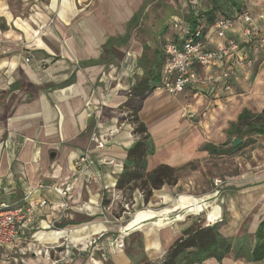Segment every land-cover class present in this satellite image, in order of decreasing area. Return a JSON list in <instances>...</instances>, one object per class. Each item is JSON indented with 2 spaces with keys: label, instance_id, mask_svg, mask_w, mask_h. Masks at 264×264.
Wrapping results in <instances>:
<instances>
[{
  "label": "crops",
  "instance_id": "1",
  "mask_svg": "<svg viewBox=\"0 0 264 264\" xmlns=\"http://www.w3.org/2000/svg\"><path fill=\"white\" fill-rule=\"evenodd\" d=\"M205 1L0 0V204L47 201L32 223L19 230L14 245L0 248V264H133L127 255L110 251L99 241L110 239L105 237L109 232H132L152 220L154 226L164 228L170 221L167 215L176 209L189 212L201 207L202 201L182 197L159 214L138 212L133 222L120 228L96 217L101 192L115 190L127 150L136 141L133 126L123 121L129 90L150 69L159 79L163 65L159 46L176 42L171 21L180 18L189 23L197 12L210 9V4L202 8ZM243 4L255 18L264 13V0H243ZM242 27L237 23L226 39L241 40ZM262 35L259 30L257 36ZM204 42L207 50L217 43L210 26ZM251 56L252 67L231 77L230 93L187 89L170 97L154 91L144 99L138 116L155 148L147 157V172L159 165L191 168L197 143L205 135L226 131L244 109L252 113L264 109V46L251 51ZM193 70L217 79L220 73L218 67ZM186 109L194 113L193 119L182 117ZM197 115L204 119L198 122L203 137L191 123ZM98 142H103L102 149ZM209 144L201 142V151L206 152L203 148ZM83 155L91 167L76 173L73 162ZM38 185L70 187L65 215L52 192L38 191L25 200ZM261 193L264 199V189ZM227 208L236 213L232 204ZM263 219L251 232L253 239ZM97 223L106 230L94 234V227L80 228L75 232L77 240L53 236L57 230L70 233ZM221 234L235 239L236 245L249 238V234L236 233L237 238ZM99 235V243L92 246L90 240ZM76 244L78 249L72 247ZM65 246L70 248L68 254ZM50 247L54 249L44 254ZM201 264H264V259L247 263L231 253L221 262L209 259Z\"/></svg>",
  "mask_w": 264,
  "mask_h": 264
},
{
  "label": "rangeland",
  "instance_id": "2",
  "mask_svg": "<svg viewBox=\"0 0 264 264\" xmlns=\"http://www.w3.org/2000/svg\"><path fill=\"white\" fill-rule=\"evenodd\" d=\"M209 3V0L203 2L202 8L204 5L209 6ZM168 20H165V26L168 25ZM156 42L158 45L161 44L160 39ZM161 46L162 44L159 47ZM203 120L201 115H197L196 120L191 121L202 137V127L198 126V122L203 123ZM155 126L158 132L159 127ZM155 126L153 125L154 130ZM205 136L197 144L201 145L203 141L208 142L219 148L222 154L210 155L202 152L199 145L191 168L179 171L176 186H164L160 190L153 191L147 203L143 202V196L139 194V190L116 191L113 189V192L108 193L107 189H104L100 195L99 213L96 217L100 216L97 221L105 224L112 222L120 228L126 223L133 222L138 212L150 211L159 214L161 211L172 208V204L182 197L202 201L201 207L189 212L176 209L167 215L170 221L164 228H157L151 223L154 221L152 220L132 232H109L105 237L109 236L110 239H101L100 245L109 248L110 251L113 249L116 252L121 251L133 264L147 262L160 264L170 245L186 227L193 223L211 226L209 223L219 220L214 224L218 231L233 238H237L236 233L249 234L247 247H252L254 239L251 232L264 217V199L261 193L264 189V138L250 137L241 147L232 150L237 146H232L233 142L226 135L225 130L221 133L212 130ZM103 202L107 204L104 205ZM231 204L236 213H231L227 208V206L231 207ZM90 227L96 229L94 234L106 230L101 223L90 224L89 227L82 226L70 233L65 231L62 237L69 236L77 240L75 232L80 228ZM95 238L97 243L99 239ZM119 246L122 247L119 249Z\"/></svg>",
  "mask_w": 264,
  "mask_h": 264
},
{
  "label": "built area",
  "instance_id": "3",
  "mask_svg": "<svg viewBox=\"0 0 264 264\" xmlns=\"http://www.w3.org/2000/svg\"><path fill=\"white\" fill-rule=\"evenodd\" d=\"M191 4L196 3L192 1ZM237 23L243 26L241 40L226 39V35L234 30ZM211 28L217 43L213 50H207L203 25H196L192 28L183 19L178 18L171 21L170 30L176 42L162 45L163 65L154 91H162L170 97H177L187 89L201 91L207 88L211 93L222 89L226 93L231 92V77L237 71L249 70L253 64L251 51L255 53L264 46V35L257 36L259 30L264 33V13L258 14L255 18L249 8L245 7L235 19L223 16L217 18ZM245 46L250 47L246 50ZM25 61L29 62V59ZM194 66L206 71L218 67L220 69L218 79L211 75H198L193 70ZM182 117L191 120L194 118V113L186 109ZM103 147V142H98L97 148L102 149ZM73 167L78 173L82 169H90L91 162L86 155H83L73 162ZM43 190L52 192L59 198V209L65 215L68 210L70 187L68 185L61 187L38 185L27 193L25 200L32 198L35 192ZM46 206L45 199L29 201L22 206L0 204V248H11L18 238L19 230L25 224L32 223L38 209ZM216 222L218 220L208 223L213 226ZM61 232L63 230L56 231L57 234ZM101 236H97V239ZM96 241L94 238L90 244H95ZM72 247L78 249L79 246L76 244ZM120 247L122 246L118 248ZM49 249L53 250L54 247L44 250L43 253L48 254ZM68 249L70 248L65 246V254L69 253ZM62 261L68 263L69 259L63 257Z\"/></svg>",
  "mask_w": 264,
  "mask_h": 264
},
{
  "label": "trees",
  "instance_id": "4",
  "mask_svg": "<svg viewBox=\"0 0 264 264\" xmlns=\"http://www.w3.org/2000/svg\"><path fill=\"white\" fill-rule=\"evenodd\" d=\"M209 1V10L197 12L193 18H189L192 28L203 25L205 31L207 26L211 27L217 18L223 16L235 19L246 7L243 0ZM158 80V73L150 69L145 73L144 78L135 81L128 92V101L123 111L126 114V121L133 126L132 134L136 137V141L127 150L122 172L114 187L116 191L139 190L144 203L149 201L153 191L160 190L164 186H175L178 173L183 169L159 165L150 172L146 171L147 157L154 154L155 148L146 127L139 120L138 112L144 99L154 92ZM225 133L232 142L235 139L241 141L232 150L241 147L250 137L264 138V109L258 113L242 110L236 121L229 124ZM203 150L210 155L222 154L219 148L211 144L206 145ZM247 238L245 237L239 245H236L235 239L223 236L215 225L204 226L193 223L182 230L180 236L170 245L160 264H201L209 259L221 262L231 253L235 260L243 259L247 263L262 261L264 259V219L254 233L251 248L247 247Z\"/></svg>",
  "mask_w": 264,
  "mask_h": 264
},
{
  "label": "water",
  "instance_id": "5",
  "mask_svg": "<svg viewBox=\"0 0 264 264\" xmlns=\"http://www.w3.org/2000/svg\"><path fill=\"white\" fill-rule=\"evenodd\" d=\"M240 140L239 139H235V140H233V143H232V146L233 147H236L238 144H240ZM53 155V154H52Z\"/></svg>",
  "mask_w": 264,
  "mask_h": 264
},
{
  "label": "bare ground",
  "instance_id": "6",
  "mask_svg": "<svg viewBox=\"0 0 264 264\" xmlns=\"http://www.w3.org/2000/svg\"><path fill=\"white\" fill-rule=\"evenodd\" d=\"M64 232H65V231H63V232H61V233H59V234L54 233V236L57 237V238H60V237H62V234H63Z\"/></svg>",
  "mask_w": 264,
  "mask_h": 264
}]
</instances>
